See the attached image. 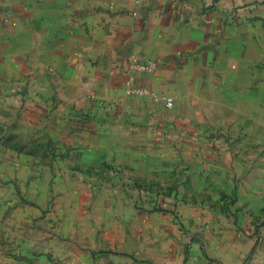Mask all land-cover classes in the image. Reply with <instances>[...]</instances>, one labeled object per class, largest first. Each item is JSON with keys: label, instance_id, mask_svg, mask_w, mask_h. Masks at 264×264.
<instances>
[{"label": "crops", "instance_id": "0c3cea01", "mask_svg": "<svg viewBox=\"0 0 264 264\" xmlns=\"http://www.w3.org/2000/svg\"><path fill=\"white\" fill-rule=\"evenodd\" d=\"M0 130V254L264 264V0H0Z\"/></svg>", "mask_w": 264, "mask_h": 264}, {"label": "rangeland", "instance_id": "374dc122", "mask_svg": "<svg viewBox=\"0 0 264 264\" xmlns=\"http://www.w3.org/2000/svg\"><path fill=\"white\" fill-rule=\"evenodd\" d=\"M10 139H11V135H9V133H7L6 136L4 135V136L0 137V144L3 143L2 142L3 140H8L9 141ZM228 142H229V140H228ZM40 143H42V142H40ZM229 143H231V142H229ZM20 145H22V146H19V147L20 148L23 147V149L25 150L26 146H23V144H20ZM9 147H11L10 144H7V148H9ZM42 149H44V148L38 149V150H36L34 152H28V153L36 154L39 157L47 155V153H45L46 150L44 149L42 151ZM148 170H150V172L148 173V176H146L145 180H143V181H149V183H151V185H153L154 184L153 180H154V176H155L156 170L155 169H148ZM116 172H118L119 174H122L123 176H125L127 174L131 176V174L127 173L124 169H117V168L116 169H110V168L105 167V168H102V169L98 170V173L102 177H104L105 179L108 176H110L111 174L112 175L115 174ZM148 177H150V178H148ZM22 242H24V241L21 240L19 246L15 247V248L7 247L5 251H3L5 248H2L3 252L0 254V256L1 255H3V257L4 256H8V257L12 256L15 259L14 261L17 262L16 264H40L38 257L40 255H42V254L41 253H33V254H31V256L28 255L27 252H26V248H25V250H23ZM11 251H14V252L11 253ZM36 255H37V257L35 258V261H33V258ZM0 264H10V263H9V261L5 262V260H3V262L0 263Z\"/></svg>", "mask_w": 264, "mask_h": 264}, {"label": "built area", "instance_id": "2783aa9c", "mask_svg": "<svg viewBox=\"0 0 264 264\" xmlns=\"http://www.w3.org/2000/svg\"><path fill=\"white\" fill-rule=\"evenodd\" d=\"M159 61L155 59H147L145 61H141L138 58H133L129 64L130 70V79L133 80L137 74H150L154 71L156 67H158ZM130 93L140 95V96H148L150 93L145 87H135L130 89ZM167 104L171 105L173 99L171 97L165 98Z\"/></svg>", "mask_w": 264, "mask_h": 264}]
</instances>
